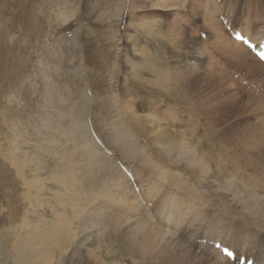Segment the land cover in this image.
I'll list each match as a JSON object with an SVG mask.
<instances>
[{"label":"rangeland","instance_id":"374dc122","mask_svg":"<svg viewBox=\"0 0 264 264\" xmlns=\"http://www.w3.org/2000/svg\"><path fill=\"white\" fill-rule=\"evenodd\" d=\"M160 5L161 0H0V245L6 252L0 264H33L28 257L19 256L11 249L12 242L25 231L1 232L9 224V212L15 214L11 219L14 225L19 224V218L24 214L29 223L35 224L56 220L58 213L69 217L73 210H91L90 206L95 205V197L88 193L89 179L77 154L74 157L69 154L76 171L69 179V186H61L55 179L58 174L54 173L69 163L52 152L55 150L62 156L67 149L74 148L73 142L61 133L64 129L75 130L74 124L82 134H85V125L91 126V131L97 135V149L105 153L101 154V165L106 171L102 175L112 176L113 181L127 189L130 197L142 203L133 209V216L138 220L143 219L142 210L148 213L155 210L160 186L156 185L162 180L157 164L170 166V173L174 172L175 176L177 169L188 174L189 181L199 185L211 204L234 225L239 224L240 215L249 217L246 209L253 208L255 203L248 194L242 195L244 189L239 188V183L231 186L228 182L225 184V180L213 182L211 176L201 174L189 165L193 163L191 156L187 161H181L175 143L183 136L191 141L204 135L207 119L218 131L223 146H244L251 151L245 153L242 162L252 173L264 178V152L260 157L255 152V148L264 146V108L258 104L264 98L258 96L261 95L258 92L253 95L243 72H238L240 69L235 63L236 67L214 50L210 44L212 39H209L211 33L214 36L221 30L229 35L233 32L231 28L238 30L237 27L255 35L256 27H261L264 19L259 15L264 12V0H179V3H173L174 6ZM226 25L230 28L228 32ZM195 40L203 45L201 49H207V52L202 50L209 56L207 63H211V68L203 71V75L195 73L196 77L194 73L189 78L178 76L179 62L196 48ZM172 66L179 86L188 91L192 89L187 104L181 101L179 90L167 92L173 88L172 75L167 73ZM153 71H161L162 78L161 73L154 74ZM203 106L210 107L208 115L214 121L199 108ZM169 109L174 114H164ZM198 110L201 116L195 114ZM64 121L70 124L65 125ZM54 133H60V137ZM216 146L212 145L209 150L201 147L200 155L210 153L217 157ZM118 164L124 166L131 178L121 174ZM214 172L217 173L216 168ZM39 182L40 185L44 183L42 188ZM111 186L112 183L108 192L102 194L107 211H110L106 221H97L91 226L90 220H74L71 226L76 241L74 239L72 249L65 254L51 248L53 264H75L80 260V251L75 256L70 255L81 236L84 233L87 236L92 227H95L91 231L93 234L103 232L105 236L96 239L97 245L94 238L84 242L81 252L84 256L87 255L85 251H92L96 256L93 257L105 264H144L143 256L150 259L139 248L140 237L129 230L133 223L122 225L114 232L117 216L112 213L121 210L109 209L115 203ZM249 218L247 223L251 229L264 232V221ZM201 237V234H195L196 239ZM202 242L206 244V241Z\"/></svg>","mask_w":264,"mask_h":264},{"label":"bare ground","instance_id":"6f19581e","mask_svg":"<svg viewBox=\"0 0 264 264\" xmlns=\"http://www.w3.org/2000/svg\"><path fill=\"white\" fill-rule=\"evenodd\" d=\"M161 2H162V5H160V6L166 8L168 6H174L173 3L174 4L179 3V0H161ZM208 13H209V11H208ZM259 15H260L261 19L264 18V12L263 13L259 12ZM261 22H262L260 24L261 27H256L257 32L255 35H253L250 31L241 30L240 27H237L238 28L237 31H240L244 36L248 37L253 42L259 43L260 41L264 40V25H263L264 19ZM213 24H215V23H213ZM213 24H212V28H213ZM237 31H233V32H231V34L236 33ZM217 32L218 33L214 36H211L212 33L209 34V39L210 40L212 39L211 40L212 43H210V44H212L214 50L222 53L224 55V57H227L229 62L230 61L233 62L234 67H236V65H237V68L240 69V70H238V72H243V76H245L247 78L248 89L251 88L253 95H255L254 92L256 93V95L258 92V94H261L258 96H262L264 98V95H263L264 92L261 93V91H260V90L264 91V65L261 62H259L253 55H251L249 50L243 44L235 42L234 40L231 39L230 35H226L221 30H219ZM208 33H209V31H208ZM206 38L208 39V37H206ZM194 42H195L196 48L195 47L193 48L194 50L192 51V53L186 54V56H188L187 59L185 56L183 58V60L181 62H179V63H181V67L179 65V69H181V71H180V75H178V76L189 78V76H191L193 73L195 76V73L198 74L200 72L203 75V71L207 70L208 68H211L210 67L211 63L210 64L207 63L209 60V56L206 53L207 49L205 50V48L204 49L202 48L206 52L201 49V46H203V45L200 44L199 40H195ZM176 43H177V41H176ZM150 57L151 56H149V58ZM146 58H148V57H146ZM178 59L180 61V58H178ZM154 60H155V58H154ZM154 64L156 65L157 63L154 62ZM145 66H146V63H145ZM173 66L170 68L171 71L167 72V73L172 75L171 83H173V88H169L167 90V92H174V91L179 90L180 91L179 95H182L181 101L184 104H187L188 94L190 92H192V89L190 91H188L184 87L179 86L180 82H179L176 70H174L175 67H173ZM161 69H157V71H159ZM157 71H153L152 73L155 74V72H156L159 75L161 73L160 77L163 76L161 71H160V73H158ZM166 71H164L165 75H166ZM211 74L213 75V73H211ZM208 76H209V74H208ZM165 78H166V76H165ZM237 78L239 79V77H237ZM166 81H167V79H166ZM50 84H52V83H50ZM164 87H166V86H164ZM167 88L168 87H166V89ZM164 90H165V88H164ZM174 96H177V95L175 94ZM262 97H260V98H262ZM179 98H180V96H179ZM59 99H60V97H59ZM262 100L258 101V104L264 108V100L263 101ZM60 101L62 103V100H60ZM84 101H85V99H84ZM131 101H132V99H131ZM248 102H250V101H248ZM188 104H190V103H188ZM199 108H201L207 115L209 114L208 111L210 110V107L203 106V107H199ZM195 109H197L196 106H195ZM260 110H262V109H260ZM221 111H219V112H221ZM165 113H167L168 115L174 114L172 109L164 111V114ZM139 114H141V113H139ZM195 114L196 115L198 114V116L202 115L199 110L196 111ZM209 118H211V117L209 116ZM146 119H148V118H146ZM211 119H212V121H214L213 117ZM153 120L155 121L156 119L154 118ZM154 121H153V123L155 125ZM156 121H158V120H156ZM158 122H157V124H158ZM190 122H191V120H190ZM205 122H206L207 127L204 130V132H205L204 135H202V136L200 135V137L194 138L191 141H189L186 136H183V137L178 138L176 140L175 148H177V150H178L177 156L182 159L181 161H183V159L185 161H187V158L191 156L193 163L189 162L190 163L189 165L191 167H193V169H195L196 171L200 172L201 174H204L208 177L211 176L212 181L215 183L225 180V182H224L225 184H226V182H228V183H230V185L231 184L233 185V183L238 182L240 185L239 188L244 189V192L242 195L248 194L249 197L253 200V203H255L253 208L251 207V209L250 208L246 209V213L251 218H255L257 220L264 221V178L259 177V175H257V173H252L250 170H248V166L242 162L244 160L245 153H249L251 151H248V149L244 146H241V148H237V147L233 148V147L223 146L221 140L218 138L219 133L216 130V128L211 126L209 124V122L207 121V119H205ZM64 123H65V121H64ZM79 123L81 124V122L78 121V124ZM85 123H86V121H85ZM150 123L152 124V122H150ZM66 124L67 123H65V125ZM69 124H67V125H69ZM74 125L76 127L75 130L74 129L73 130H71V129L65 130L64 129L65 131L63 130V132L61 130V133L65 135L66 139H69L71 142H73L74 148L67 149L68 152L65 154L63 153L62 156H60L61 153L58 154V152L55 150H53V152H52V153H54L55 157L60 158L62 161L67 159L68 163H69V164L64 166V164L62 162L63 166L60 167L59 170H57L54 173V174H56V173L58 174V175H56L57 177L56 176H54V177H56L55 179H56V182L58 184H60L61 186L68 187L69 184L71 183V180H69V179H71L74 175H76L75 174L76 171H74V167H75L74 166V160L72 161L71 160L72 158L70 159L71 155H69V154H72V156L74 154H77V156H79L81 162L83 163L84 173L89 177L92 184L97 188L96 193H90V190L88 193H90L91 197H93V198L95 197V199L97 201L95 200V202L93 203L95 205L90 206V207H92L91 210L89 208H87V209L84 208V210H82V212H77L78 209L76 211L73 210L74 212L72 211L73 213L70 214L69 217H67L65 215V213H63L62 215H60L58 213V214H55L56 220L52 219L53 221H51V222H47V220H45L44 222L32 224V223H29V219L27 220V218L25 217V214H24V217L22 216V217H20L21 219L19 218V220H20L19 224L14 225L13 223H11V219L13 217H15V214L13 216L9 212L8 218H7L9 224H8L6 229L4 228L5 229L4 231H1L2 234H7V232H9L11 230L12 231L13 230L14 231L19 230L20 232L25 231L23 236L18 235L17 239L12 242L11 249L13 250V252L15 254H17L19 256L25 255L24 257H26V258L28 257L33 262V264H53L55 259H52V255L50 254V251H51L50 249L51 248L57 249V250H59L60 253L65 254L67 250L72 249L71 246L74 245V239L76 241V236H75L76 233L73 231V228H72L73 225L71 226V224L74 220L78 221L79 219H81V220H84L86 222H88L90 220V225L92 226L97 221L102 223V221H104L105 219L108 218V214L110 211H107V208H106L107 204H104L103 199H102L104 196L102 194L105 193V191L108 192L107 191L108 187L112 183V186H111L112 188L110 191H111V194L113 197V201H115V203L111 204L112 206L109 209L121 210V211H115L114 213H112L113 215L117 216V219L115 221L116 225L113 227V230H114V232L118 231L119 230V229H117L118 227H120L122 225H127V224L133 223V225L130 226L129 230L131 233H134V235L136 237H140L141 245L139 248L141 249V251L144 252L145 256H147L151 259V260L147 259L143 256V258L145 260L144 264H237L241 257H245L247 260L252 259L254 261V264H264V232L261 230H257V229H251L250 225L247 223V221L250 220V218L245 216L244 214H243V216H241V215L239 216V221H238L239 224L234 225L232 223V220H228V219H226V217L224 215H222V212L218 207L211 204L208 197L205 196L206 192L204 194L202 192V190L199 189V187H198L199 185L196 186L194 183L192 184L190 182L191 180L189 181L190 176L188 174H185L184 172H182L179 169H177L178 174H177V176H175L174 172L170 173V170H169L171 168L170 166L161 167L159 164H157L159 167V170H160V175L162 174L161 175L162 180H161V183L156 185V186H159V185L160 186L158 187L157 198L154 202L155 210L153 212H150V213H148L147 210L146 211L142 210V212H144L143 219L138 220L135 216H133V211H134L133 209L139 205H142V203L139 204V202L136 198L130 197L127 189H125L118 181H116V182L113 181L114 178L112 176H107L108 175L107 173H106V176L102 175L103 172H106V171H104V169L101 165L103 163V159L101 156V154L103 152L98 150L97 147L95 146L97 136L95 135V133L93 131H91V126H89L87 124V127H86V125H85V128L83 129V132H85V134H82V132L78 133V127L76 126V124H74ZM74 125H73V123H71V126H74ZM159 125H161V124L159 123ZM263 125L264 124H262V126ZM68 127H66V128H68ZM50 128H52V127H50ZM45 131H47V130H45ZM54 131H57V130L55 129ZM58 131H59V128H58ZM50 133H51V131H50ZM52 133H53V131H52ZM80 135H83V137L81 138ZM51 136H50V138H51ZM61 136H63V135H61ZM58 137H60V133H59ZM43 138H45V137H43ZM53 138L56 139V136ZM215 138H217V139H215ZM57 139H59V138H57ZM262 140H264V139L262 138ZM49 141H51V140H49ZM54 141L56 142L58 140H54ZM192 142H193V144H192ZM42 143H44V142H41V144ZM60 143H64V142H60ZM164 143H167V142H165V140H164ZM262 143H264V142H262ZM32 145H33V143H32ZM49 145H51V144H49ZM212 145H217L216 146L217 147L216 148L217 157L215 156V154H210V153L200 155L201 154L200 152H202L201 147L204 146V149L208 148L206 150H209ZM58 147H59V145H58ZM260 147L261 148H259V149L255 148V152L257 151L256 154L259 155V157H260V155L262 156V153L264 152V146L261 145ZM60 148H61V145H60ZM249 149H250V147H249ZM64 150H66V149H64ZM49 152H50V148H49ZM228 152L230 153V155H228ZM106 153H109V152L106 150ZM45 154L46 153H44V155ZM52 160H53V158H52ZM56 161H57V159H56ZM28 162H29V159H28ZM76 162H77V160H76ZM60 163H61V161H60ZM228 165L230 167H232L233 170H231V168L228 167ZM215 168L217 169V173L214 172ZM262 170L264 172V166L262 167ZM44 171H42V172L44 173ZM77 171H79V169ZM37 172H39V171H37ZM44 174H46V173H44ZM157 175H159V174H157ZM55 179H54V181H55ZM72 181H75V180H72ZM38 184L40 185V182ZM43 184L44 183H42L40 185L41 188H42V186H44ZM196 184H198V183H196ZM76 185H77V183H76ZM165 186H167V187H165ZM72 187H73V185H72ZM229 188L230 187H228V189ZM235 190H236V188H235ZM50 192H51V190H50ZM260 193L262 195H260ZM77 194H79V193H77ZM73 196H75V195L73 194ZM242 200H244V199H242ZM257 214H258V217L260 219L257 218ZM126 215H130L131 217L128 218L129 216L126 217ZM241 217H242V220H241ZM48 221H50V220H48ZM14 226H16V227H14ZM93 228H95V227L90 228V230L92 231ZM248 229H250V230H248ZM86 230H87V228L84 229L85 232H86ZM14 231H13V233H14ZM91 231L87 232V236H85V233H84V235H82L80 238L79 244L74 246L75 249L72 250V254L70 256H72V255L75 256L78 253V251H80L79 255H80L81 259L76 260L74 262L75 264H105L104 262L101 261V259L94 258L96 256L94 255V252L92 254V251H89L86 249L87 251L84 252V253H87L86 256H84L81 253V252H83L82 246L85 244L84 242L88 241L91 238H94L96 245H97L98 240H96V239H98L99 237L103 238L105 236V233H103V232L93 234ZM197 233L201 234L202 237L199 239H196L195 234H197ZM14 234H16V233H14ZM96 236H98V237H96ZM196 237H197V235H196ZM198 237H199V235H198ZM176 238H178L181 242H179L178 239H176ZM202 239H206V240H202ZM108 241H109V239H108ZM202 241H206V244H204ZM1 243L2 242L0 241V244ZM106 243H105V245H106ZM211 243H212V245H210ZM216 243H220L222 246L228 247L229 249H231L236 254V261L230 262L228 259L222 257L220 255V252L214 249V245ZM107 246H109L108 243H107ZM97 249H98V247H97ZM94 251L96 252V250H94ZM107 252L109 253V251H107ZM5 254H6V252L3 251L2 246L0 245V260L3 259V255H5ZM98 256H100V255L98 254ZM143 258H142V262H143ZM77 259H79V258H77ZM105 262H107V261H105ZM25 264H27V263H25ZM56 264H57V262H56Z\"/></svg>","mask_w":264,"mask_h":264},{"label":"crops","instance_id":"0c3cea01","mask_svg":"<svg viewBox=\"0 0 264 264\" xmlns=\"http://www.w3.org/2000/svg\"><path fill=\"white\" fill-rule=\"evenodd\" d=\"M97 136V135H96ZM106 145V144H105ZM96 146V145H95ZM97 147V146H96ZM108 147V146H107ZM104 154V153H103ZM81 161V160H80ZM110 167V166H109ZM113 167V166H112ZM111 167V168H112ZM111 173V172H110ZM85 174V173H84ZM87 178L89 179V177L87 176ZM88 184H90V188H88L90 190V193H96L97 192V188L92 184V182L90 181V179L88 180Z\"/></svg>","mask_w":264,"mask_h":264}]
</instances>
